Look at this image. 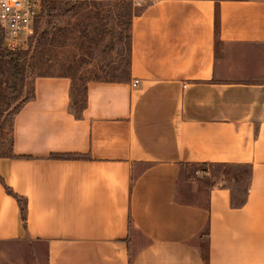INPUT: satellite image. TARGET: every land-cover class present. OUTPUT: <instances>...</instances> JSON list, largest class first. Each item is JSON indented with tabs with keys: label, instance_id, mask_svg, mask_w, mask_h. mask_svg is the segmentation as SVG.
Instances as JSON below:
<instances>
[{
	"label": "crops",
	"instance_id": "obj_1",
	"mask_svg": "<svg viewBox=\"0 0 264 264\" xmlns=\"http://www.w3.org/2000/svg\"><path fill=\"white\" fill-rule=\"evenodd\" d=\"M130 34L127 78L88 81L79 116L70 79L33 80L0 156L26 220L0 184V246L45 264H264V0H155ZM194 165L248 168L244 196L180 201Z\"/></svg>",
	"mask_w": 264,
	"mask_h": 264
},
{
	"label": "rangeland",
	"instance_id": "obj_2",
	"mask_svg": "<svg viewBox=\"0 0 264 264\" xmlns=\"http://www.w3.org/2000/svg\"><path fill=\"white\" fill-rule=\"evenodd\" d=\"M155 0H46L34 31L22 49L0 50V156L10 155L12 119L32 96L37 77L68 76L77 109L88 81H121L128 76L130 26L133 17ZM17 65L15 74L11 64ZM246 167L190 166L180 176L177 197L204 204L212 186L230 188L237 200L244 196ZM205 251V246L202 244ZM45 264L35 258L26 241L15 248L0 246V261Z\"/></svg>",
	"mask_w": 264,
	"mask_h": 264
},
{
	"label": "built area",
	"instance_id": "obj_3",
	"mask_svg": "<svg viewBox=\"0 0 264 264\" xmlns=\"http://www.w3.org/2000/svg\"><path fill=\"white\" fill-rule=\"evenodd\" d=\"M42 14V0H0V50L14 53L32 35ZM134 80L132 86H136Z\"/></svg>",
	"mask_w": 264,
	"mask_h": 264
},
{
	"label": "trees",
	"instance_id": "obj_4",
	"mask_svg": "<svg viewBox=\"0 0 264 264\" xmlns=\"http://www.w3.org/2000/svg\"><path fill=\"white\" fill-rule=\"evenodd\" d=\"M45 2H46V0H42V12H43V6H44ZM215 25H216L215 28H216V32H217V27H218L217 11H216V14H215ZM11 67H12L14 73H15V74H18L17 65H15V63H13V64H11ZM61 77H66V78H68V79L71 80V78L68 77V76H61ZM95 81H103V80H95ZM109 81H110V80H109ZM71 86H72V88H71V97H72V107H71V109H72V112H73L76 116H79L80 113H81V110H82V109L84 108V106H85L84 87H83V99H82L81 105L75 110V109H73V106H74L75 104H77V103L75 102V100H74V98H73V83H72V80H71ZM84 86H85V85H84ZM32 98H33V91H32V96L30 97L29 100H31ZM29 100H28V101H29ZM17 111H18V110H17ZM17 111H16V112H17ZM11 153H12V152L10 151V155H11ZM10 155H9V156H10ZM194 166H195V167H198V166H200V165H194ZM0 184H1L2 187L4 188L5 193H6L7 195L11 196L12 198H14L15 201L17 202V204H18V206H19V209H20L21 220H22L23 224L25 225V220H26V205H25V201H24V199L21 198V197H19V196L16 195V194H14V193L12 192V190H11L10 188H8V187L4 184V182H3V180H2L1 178H0ZM202 257H203L204 262H207V250H205L204 252H202Z\"/></svg>",
	"mask_w": 264,
	"mask_h": 264
}]
</instances>
